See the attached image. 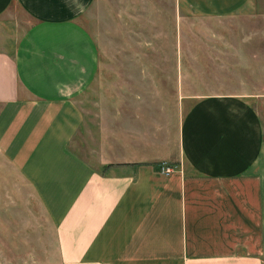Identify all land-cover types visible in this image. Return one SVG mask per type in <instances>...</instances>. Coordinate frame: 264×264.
<instances>
[{
  "label": "crops",
  "instance_id": "obj_1",
  "mask_svg": "<svg viewBox=\"0 0 264 264\" xmlns=\"http://www.w3.org/2000/svg\"><path fill=\"white\" fill-rule=\"evenodd\" d=\"M93 2L0 0V171L34 190L61 264H264L261 112L241 94L207 95L182 115L174 104L177 124L167 104L154 119L148 104H109L86 122L75 98L98 66L80 20ZM177 3L212 16L256 9ZM82 127L103 169L70 149Z\"/></svg>",
  "mask_w": 264,
  "mask_h": 264
},
{
  "label": "rangeland",
  "instance_id": "obj_2",
  "mask_svg": "<svg viewBox=\"0 0 264 264\" xmlns=\"http://www.w3.org/2000/svg\"><path fill=\"white\" fill-rule=\"evenodd\" d=\"M177 1L94 0L81 16L98 53L94 78L75 98L86 122L109 104H148L150 119L167 104L166 117L177 124L174 104L182 115L199 98L232 94L250 99L264 119V0L253 14L235 16ZM95 140L82 127L70 149L103 169ZM0 264H61L53 222L8 165L0 171Z\"/></svg>",
  "mask_w": 264,
  "mask_h": 264
},
{
  "label": "built area",
  "instance_id": "obj_3",
  "mask_svg": "<svg viewBox=\"0 0 264 264\" xmlns=\"http://www.w3.org/2000/svg\"><path fill=\"white\" fill-rule=\"evenodd\" d=\"M160 169L165 173H169L173 171L174 168L170 165H165V163H163V164H160Z\"/></svg>",
  "mask_w": 264,
  "mask_h": 264
}]
</instances>
